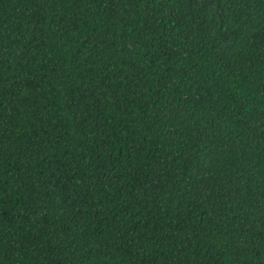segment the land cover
Masks as SVG:
<instances>
[{
    "label": "trees",
    "instance_id": "16d2710c",
    "mask_svg": "<svg viewBox=\"0 0 264 264\" xmlns=\"http://www.w3.org/2000/svg\"><path fill=\"white\" fill-rule=\"evenodd\" d=\"M0 264H264V0H0Z\"/></svg>",
    "mask_w": 264,
    "mask_h": 264
}]
</instances>
